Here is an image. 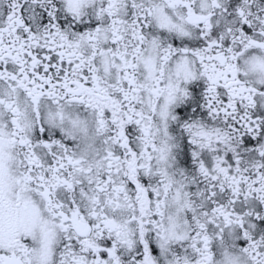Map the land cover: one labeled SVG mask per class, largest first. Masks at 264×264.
Segmentation results:
<instances>
[{
	"label": "snow or ice",
	"instance_id": "obj_1",
	"mask_svg": "<svg viewBox=\"0 0 264 264\" xmlns=\"http://www.w3.org/2000/svg\"><path fill=\"white\" fill-rule=\"evenodd\" d=\"M0 264H264V0H0Z\"/></svg>",
	"mask_w": 264,
	"mask_h": 264
}]
</instances>
